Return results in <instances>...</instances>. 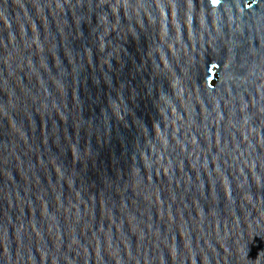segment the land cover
<instances>
[{"label": "water", "instance_id": "1", "mask_svg": "<svg viewBox=\"0 0 264 264\" xmlns=\"http://www.w3.org/2000/svg\"><path fill=\"white\" fill-rule=\"evenodd\" d=\"M0 264H264V0H0Z\"/></svg>", "mask_w": 264, "mask_h": 264}, {"label": "snow or ice", "instance_id": "2", "mask_svg": "<svg viewBox=\"0 0 264 264\" xmlns=\"http://www.w3.org/2000/svg\"><path fill=\"white\" fill-rule=\"evenodd\" d=\"M212 2H213L214 4H217V3H219V0H212Z\"/></svg>", "mask_w": 264, "mask_h": 264}]
</instances>
